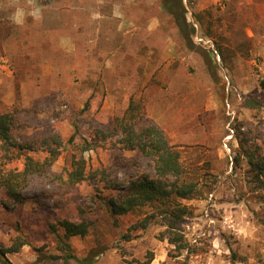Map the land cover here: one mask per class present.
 <instances>
[{
	"label": "rangeland",
	"instance_id": "rangeland-1",
	"mask_svg": "<svg viewBox=\"0 0 264 264\" xmlns=\"http://www.w3.org/2000/svg\"><path fill=\"white\" fill-rule=\"evenodd\" d=\"M106 1L121 2L115 7L122 26L140 25L130 36L134 45L141 40L138 63L117 58L103 68L98 61L93 73L81 63L80 85L46 79L50 91L44 87L37 94L25 77L24 58L7 59L0 45V113L16 114L20 127L13 137L57 132L63 140L72 134L77 143L87 139L96 147L83 153L86 168L99 171L95 180L68 189L54 176L31 175L22 203L8 210L0 203V248L26 242L0 264H62L50 258L62 252L48 225L81 218L90 223L87 234L67 242L76 259L88 257L91 264H264V187L252 180L254 171L238 145V136L245 137L244 148L257 146L264 155V0H181L188 23L182 31L163 0ZM38 5L0 0V42L18 31L14 20L24 8ZM28 14L39 17L38 10ZM116 22H107L110 40L117 37ZM131 98L164 130L180 152L183 178L196 184L194 198L177 199L184 209L179 229L189 248L179 256L166 239L158 202L121 215H111L104 202L138 177L153 175L150 157L120 149L117 136H95L123 115ZM72 152L66 146L53 172L63 174ZM114 184L117 189L107 188Z\"/></svg>",
	"mask_w": 264,
	"mask_h": 264
},
{
	"label": "trees",
	"instance_id": "trees-1",
	"mask_svg": "<svg viewBox=\"0 0 264 264\" xmlns=\"http://www.w3.org/2000/svg\"><path fill=\"white\" fill-rule=\"evenodd\" d=\"M167 1L163 0L162 7L177 20L181 31L184 30L188 23L184 18L185 9L182 1L170 0L172 5ZM191 31L193 32V28ZM18 125V118L14 112L0 113V191L3 195L0 203L4 209L8 210L24 201L22 191L31 175L54 176L58 184L67 189L77 186L86 179H96L99 171H88L83 157L84 152L96 147L94 143L87 139L77 143L73 134L67 140H63L57 132L33 133L30 138L20 141L12 135L15 128L20 127ZM95 136L101 140L117 136L116 143L120 149L136 152L138 156L150 157L153 161L152 176L142 175L129 182L126 189L121 190L117 197L105 198L104 202L109 207L111 215L125 214L137 207L153 206L158 202L157 204L162 205L160 215L165 219L166 239L173 246L176 253L174 256H179L184 249L187 251L189 248L179 229L184 209L179 207L177 199L194 198L197 192L196 184L183 178L180 152L170 143L164 130L146 117L140 102L131 98L123 115L116 117L106 131H97ZM261 141L264 145V138ZM246 143L245 137L238 136V145L243 148L242 153L254 171L252 180L258 187H264V155L258 152L257 146L251 149L244 148ZM66 146H70L73 152L68 159L69 166L59 175L53 172L52 166ZM37 151L44 152L45 156L35 158L29 154ZM13 162L19 163L20 166H9ZM103 175L101 171V178ZM107 188L117 189L118 186L114 184L113 187ZM89 227L90 223L85 218L79 221L62 219L49 223L48 231L56 236L62 252L50 258L61 259L62 264H69L72 259L79 264H91V258L76 259L67 242L72 236H85ZM25 243L21 241L13 248H0V260L6 263L5 254L17 251L18 247Z\"/></svg>",
	"mask_w": 264,
	"mask_h": 264
},
{
	"label": "crops",
	"instance_id": "crops-1",
	"mask_svg": "<svg viewBox=\"0 0 264 264\" xmlns=\"http://www.w3.org/2000/svg\"><path fill=\"white\" fill-rule=\"evenodd\" d=\"M38 2V7L24 8L21 18L14 17V26L18 31L12 30L7 41L5 39L0 42L7 59L19 56L27 62L28 69L24 71L28 74L25 77L32 80L37 94L44 92L42 89L46 88V79H58L70 87L80 85L81 63L85 67L87 65V71L92 73L98 61L103 64V68L110 67L108 63L114 64L117 58L122 61L132 57L138 63L135 48L141 45V40L134 45L130 36L136 33L140 25L133 23L129 29L121 25V10L115 7H121L120 1L111 6L106 0H37ZM37 10L38 18L26 15ZM112 17H116L117 21L113 27L117 35L115 40L109 39L111 28L107 26ZM130 46L133 49L128 51ZM0 60L2 61V57ZM113 69L110 68V71H114ZM46 91L50 90L46 88Z\"/></svg>",
	"mask_w": 264,
	"mask_h": 264
},
{
	"label": "built area",
	"instance_id": "built-area-1",
	"mask_svg": "<svg viewBox=\"0 0 264 264\" xmlns=\"http://www.w3.org/2000/svg\"><path fill=\"white\" fill-rule=\"evenodd\" d=\"M232 131V130H231Z\"/></svg>",
	"mask_w": 264,
	"mask_h": 264
}]
</instances>
